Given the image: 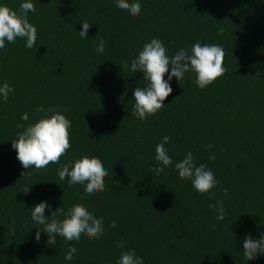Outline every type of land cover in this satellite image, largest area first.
Wrapping results in <instances>:
<instances>
[{"label": "trees", "instance_id": "obj_1", "mask_svg": "<svg viewBox=\"0 0 264 264\" xmlns=\"http://www.w3.org/2000/svg\"><path fill=\"white\" fill-rule=\"evenodd\" d=\"M22 2L0 5L18 11ZM32 2L36 45L28 49L17 38L0 49V85L7 81L14 89L0 102V264H117L128 250L144 264H264V255L247 261L242 252L245 235L264 233V0H139L135 18L116 0ZM84 21L91 27L81 38ZM101 37L105 51L97 53ZM152 38L170 56L197 41L219 45L225 73L204 89L192 73L173 77L165 106L141 121L133 115V90L144 87L143 74L124 63ZM38 106L58 107L71 121V148L59 164L25 170L11 141L22 131L17 124L39 118ZM24 113L28 121L21 120ZM165 136L173 165L157 175L155 147ZM187 152L213 171L215 199L178 178L174 164ZM82 155L99 158L108 170L105 190L90 197L57 173ZM28 186L27 194L21 191ZM221 199L222 221L209 207ZM42 201L49 205L46 217L83 204L103 217L105 234L78 242L57 237L49 245L44 226L31 219ZM113 220L117 226L109 228ZM69 246L77 249L71 261L64 259Z\"/></svg>", "mask_w": 264, "mask_h": 264}, {"label": "clouds", "instance_id": "obj_2", "mask_svg": "<svg viewBox=\"0 0 264 264\" xmlns=\"http://www.w3.org/2000/svg\"><path fill=\"white\" fill-rule=\"evenodd\" d=\"M115 6L127 12L135 18L141 12L139 0H116ZM35 12V5L32 0H23L19 4V10H13L7 5H0V49H4L6 41L15 43L17 38L25 41V47L32 49L36 45L37 29L29 22L28 15ZM82 30L79 31L81 38L87 37V32L91 27L87 21L81 22ZM223 28L218 30V34H223ZM105 41L101 37L96 46L97 53L105 51ZM224 50L216 44L194 43L190 49L182 48L174 55H169L167 48L158 38H152L145 43L142 50L138 51L136 57L124 63L125 68H129L132 73L143 74L144 87H136L133 90V115L145 121L154 116L165 105V99L172 93L170 81L173 77L177 81L184 78L186 73H192L194 83L199 89H204L214 83L225 73L223 67ZM169 68L171 71L169 72ZM167 75V80L164 79ZM14 89L7 81L0 85V102H7L9 93ZM67 111V108L63 109ZM39 118L27 125L17 124L18 131L11 141V147L16 151V158L27 170L35 168L37 170L46 168L49 164H59L61 158L71 148L70 127L71 121L61 113L58 107H50L45 110L38 106L35 109ZM22 121H28L27 113L22 114ZM170 137H163L162 141L155 147V160L158 165L151 171L155 174L163 173L166 167L173 165L172 157L168 155V144ZM212 145L205 146L206 149ZM215 155H210V160H215ZM174 170L178 173V178L191 182L193 189L198 194H209V199H215L212 189L216 188L218 181L211 169L206 164L195 163V158L191 152H187L182 160L174 164ZM24 173V172H23ZM22 173V174H23ZM60 180H68L70 186L81 185L85 197H90L97 192L105 190L104 178L108 175L102 161L97 157L82 155L74 160H69L57 169ZM25 194L29 191V186L22 190ZM224 197L228 196V189H221ZM209 207L217 213V220H224L227 213L223 200H218ZM49 208L46 202H40L32 207L31 219L39 225H43V232L47 234L49 245H55L57 237L66 241L78 242L82 237L88 239H99L105 234L103 217H97L90 213L88 209L80 203L73 204L67 210L58 208L50 216H45V209ZM49 217L51 219L49 220ZM62 217V219H57ZM14 223V221H13ZM116 221H111L109 228H115ZM215 227V225H213ZM10 235H14L13 228L9 229ZM35 239L40 240V231L35 234ZM118 248H124V243H117ZM77 249L69 246L64 259L71 261ZM244 258L249 261L264 255V233L258 239L251 234L245 235L242 244ZM117 264H144L143 258L136 255L133 250L122 251Z\"/></svg>", "mask_w": 264, "mask_h": 264}]
</instances>
